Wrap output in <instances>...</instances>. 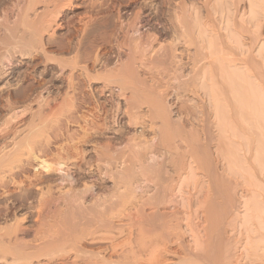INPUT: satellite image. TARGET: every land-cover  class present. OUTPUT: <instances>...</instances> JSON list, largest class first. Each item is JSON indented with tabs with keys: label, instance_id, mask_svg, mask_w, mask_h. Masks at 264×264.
I'll use <instances>...</instances> for the list:
<instances>
[{
	"label": "rangeland",
	"instance_id": "rangeland-1",
	"mask_svg": "<svg viewBox=\"0 0 264 264\" xmlns=\"http://www.w3.org/2000/svg\"><path fill=\"white\" fill-rule=\"evenodd\" d=\"M217 1L218 0H0V68H1L0 69V155L4 154L7 151L8 146L10 144V140L8 138L9 135H8V132L6 131V128H7L8 124L11 123V126L14 130L19 128V127H23V128L25 127L26 132L30 128L32 130H38L36 132L34 131L36 134L39 132L38 133L39 137L37 134L36 140L41 141L43 143H48L50 146L51 152L54 154V155L48 156L47 157L48 159L52 160V157H54L56 154H58L60 152V150L62 151L63 147L65 148L68 145L74 147V145H75V147L78 148L79 152L82 151L80 153V155L84 156L83 157L84 160L86 159L85 161L88 163L89 160L93 159L91 156H94L96 151H94L95 153H92V152L89 153L88 151L86 152L84 150L87 147V150L90 149L92 151V149H94V147H96V146H97L96 150H98L99 145H98V143L92 142V141L89 142V144H88V142L85 144V141L83 142L82 138H81L82 134L84 135L87 132L93 133L92 130H94V135L92 134L91 137H93L95 139V137H97L99 135L98 137L99 138L101 137V139H99L98 137L96 139H98V141L99 140L101 141L102 138L104 140L108 137V134H110L109 130H108L110 126L114 127V128H119V126L121 124L123 125L124 122H126V120H127L126 119L127 116H124V115L122 118L124 120H122L120 118V119H118L119 122L116 119L117 116L115 118V121L113 118L114 116L113 117L110 116V114L111 115L115 114L116 105L117 104L122 105V103H124V100L116 97L115 100H113L111 103H109L106 100V95H108V93H106V94L100 93V87H101L102 82H104L105 80L109 81L110 79H113V76H115L114 74L117 75V72L123 70L124 67L127 64H129V62H130V59H129V55H130L129 53L130 52L129 51H130V47L134 44L135 39L136 40L142 39L144 42V45H148L149 50L151 49L149 45H151V44L154 45V43H155V45L156 44L160 45L161 42L163 43V46L161 44V46L158 45L159 47H157V48H160V51H159V49H156L157 51H159V53L157 51L156 52L153 51L154 54L152 52L150 53L152 55V57L150 55L149 62L147 63V68L145 66H142L147 71L142 70L140 67V68H138V74L140 73V75H142V76L139 75L140 78L142 77L141 78V80L143 79L142 81L146 80V81H144L145 83H148V82H149L148 84H154L155 83V84H157V86L158 85L160 86L159 89L161 91L166 90L167 95H165L164 92H163V94H164L165 98L167 97L168 102L171 104V108H172V112H173V113L171 112V116L173 115L172 117L175 119L181 117L183 120H185L184 122H186L185 124L187 127L186 126L185 127L187 128V130L191 131L193 133H196L193 136L194 140H192V142H191L192 149H193V147L195 149L196 145H198V143H199L200 147L202 149H204L205 152H208V153L206 154L207 155L206 157H205V155H202V157H205V158L201 157V161H204V162L200 163L201 161L199 159V164H201L202 167H201V165L198 167H201L200 168V169H202L201 171L197 167L195 172H193L192 176H191L192 173H185L183 175V181L186 182V185H184L185 184V182H184L182 190H179V188H177V187L180 185V183H181L180 179H182V178H180L179 175L177 176V174L175 173L176 165L178 166V164H180V163L189 164L192 162V160L190 158L191 157L190 151H189L191 149V147H189V149H188V147H186L187 146L186 144L177 140L175 142H172V144L174 143V146L171 144L172 147L170 146V148H169V150L171 151V154H169V156L171 155L170 157H173V156L174 157L173 158L169 157L170 160H172V161L170 162L168 160L169 162L167 163V167H168L167 170H169L168 171L169 174L167 173V176L171 179L173 178V180H174L173 183L175 182L174 188H177V189L173 190V191L172 190L169 191V193L172 195V196H170V198H171L170 202L171 203L167 202L164 204V206L162 205L161 210L162 211L164 210L165 215H166L165 220L169 223L168 224L169 228L167 230H168V232L170 231V233H171L170 234V237L172 238L171 241L169 242L168 239L166 238V237H169V234L167 236L166 232L160 231L158 229L157 230L149 229V230H147L149 236L146 238L145 241L142 240L143 241L142 242L139 238H135L136 236H140L137 233L138 231H136V235L134 237V234H135L134 229H136V228H133L134 233H133V238H132L131 243L133 244L134 249L142 251V249L138 248V247L143 246L145 248V250L148 252V250H150L149 248H153L152 247V246H154L153 242L155 243L156 241H158V247H157L158 252H161L160 255L163 254L165 256V254H166L165 257L167 258V259L165 258L164 261H162L160 264H185V260H184L185 254L181 250L180 244H181V247L183 248V250L186 247H190V246L193 248H196L195 249L196 251H197V249L200 248V245H197L194 242V239L192 237V232L188 231V228L186 226H187V224L191 225L190 223H192V226H193V223H194V225L199 224L198 222H201L200 216H202V214H205V211H207L208 208L210 210L212 208L214 209V211H212L213 214L209 213L210 212L209 209H208L207 214H208V216L212 215L211 217L216 222L215 228L218 229L219 226L221 227V225H222L221 222L223 221L222 215H220V214H222V213H220L221 210L222 211L223 210H225V211L229 210L230 211V214H226L227 216L229 215L228 221L233 220V217L236 214L235 212L238 213L236 215L237 216L239 215L238 217L241 219V218H243V216H245L246 213H248V211L245 210L246 204H244V202L248 203L249 199L252 201V200H255V199L257 200V199L261 198V196L259 194L260 192H258L260 190L258 186H261V183H258V181H260V182L264 181V180H261L263 178L260 177V176L263 177L264 175H260L261 173L259 172V168L256 165V163H254L255 167L253 166L256 171L253 168L250 171L247 167V166H249V164L247 165V163H249V162L247 161V163H246V160L243 159L245 156V159L247 157V160H248V156L250 155V152H251L250 150H247L248 146H244L246 144L243 143L245 141V139L248 138V137L247 138L245 137L246 135L244 137L242 136L245 133V132H243V130L245 131V128L247 129V124L245 125V128L243 126L242 128L237 129L239 131V133L243 132L242 134L238 133L239 135H237L238 138H239V136H241L242 139H244L243 142H242V139H239V141L241 140V142H238V140L233 139V140L237 141L239 144L241 143V145L244 144L241 147H243L245 150L244 149L242 150L239 147V145H237L239 147V149H237L238 147L235 145V143L236 144H238V143L234 142V144H233L232 143L233 141L230 143L228 140V142H229V143H227L228 149L230 148V145L231 146L235 145L234 146L235 149H234V151L232 149V151H233L232 153H234L236 151V149L238 151V154L235 152V156H237V157H234L233 156L234 154L232 155V153L229 149L228 150L229 151L228 156L231 158L232 162L234 161V163H236L235 161H237V160H238L237 163L239 162V164L236 163L237 164L236 166L239 165L238 166L239 168L237 169V167L235 166V169H236L235 172H234V168H232V170H231L232 172L230 171L231 172L230 173L227 169L229 167L227 165L228 164L227 160H225L223 155L222 156L220 155V153H219L220 151L217 149V146H216L217 137H218V133H219V130L217 129V127L215 125L216 118L214 117V115L213 116L211 115L212 117L210 116L208 119H207L206 115H204V117H203V118L206 117L205 119H203L201 116L202 113L200 112V110L202 107L200 108L199 105H205L206 103L207 104L210 103L209 105L206 104V106H208L207 108L211 110L212 106H211L210 99H207L208 96H207V94L204 93L205 92L204 90L199 89L198 95L197 94L194 95V94H192L190 92H186L184 90L182 91L181 89L183 88V86L180 85L182 83L179 82L177 79H175L176 73L178 75L181 74L180 75L181 78L183 77L184 79L191 76V73L193 74V72H194V71H192V69L194 68L193 65L197 61L196 59H194V55L198 54V56H199V53L201 51L206 52L209 49H211L209 51H213L215 56H216V54L218 55L217 57L222 58L226 55L228 56V54L232 51L231 47L237 46V43L235 42V40H237V39H240L241 42L246 41L245 46L246 47L249 46V47L246 50V47L243 46V49L246 50L250 54H254L253 56H255V62L259 60L260 64H261L259 66L260 70L261 71L264 70V62H261V60L264 61L263 60L264 58H262L261 56L258 55L260 49L263 50V52H264V43H263L264 42V0H219V2H217ZM237 3H238V6L236 7ZM181 12L182 13L184 12L185 14L184 13L182 14ZM187 12L189 14H187ZM175 13H176V15H175ZM177 13H178V15H177ZM199 13H200V15H199ZM190 14H192L193 16L192 15L190 16ZM181 15H184V18H185V16H187L186 20H188V21L183 19V17ZM188 15L191 18H193L194 21H191L192 19L189 20ZM176 16L177 17L179 16V18L182 19L184 22L186 21L185 23L191 24V27L192 28L194 27L195 29L194 28L193 29L195 31L197 30L196 33H195V31H193V29L190 32L191 37L193 35L192 39L195 38L196 41L193 40V42H186V41H184L185 38H184V40H182L183 36L179 35V33L175 30L174 25H173L175 18L177 19ZM3 18H5V19H3ZM173 18H174V20H173ZM242 19L245 20L246 22L241 21ZM197 20L199 21L198 23H196ZM242 22H244L245 25ZM3 23L6 25H4ZM198 25H199V27H198ZM241 25H242V28H241ZM243 25L245 27L244 29H243ZM6 26H8V27H6ZM171 26H173V27H171ZM206 26H207V28H206ZM200 27L203 29H207V31L202 33L199 29ZM239 27L243 30H240ZM236 28H238L239 30ZM7 30H11V31H7ZM174 30H175V32H174ZM241 31H244V32L242 33ZM234 32H236V33H234ZM175 33L176 34L178 33V34L174 35ZM13 34H15V35L13 36ZM15 36H17V37H15ZM137 36L140 38H134ZM147 36H148V40H147ZM235 36L237 39L235 38ZM10 37L13 39H10ZM24 37H26V38H24ZM178 37H179V39H178ZM180 37H182V38H180ZM211 37H213L212 43L213 44L215 43L213 46L209 45V38H211ZM133 39H134V41H133ZM156 39H158L160 43H158V40H156ZM174 39H175V41H174ZM26 40L29 42L27 43ZM181 40L183 42H181ZM230 40H231V42L229 43ZM154 41H156V42H154ZM184 42H186V43H184ZM251 42H253V43H251ZM193 43H195V44H193ZM17 44H19V45H17ZM130 44H131V46H129ZM204 45L206 47L202 48ZM12 46H13V48H12ZM208 46H210V47H208ZM175 48H176V50H175ZM206 48H208V49H206ZM178 49H180V50H178ZM168 50H170V51H168ZM167 51L172 56L170 54H168ZM186 51H187V53H186ZM252 51H253V53H252ZM187 54H189V55H187ZM257 56H259L260 58ZM181 60H183V61L181 62ZM10 61H11V63H10ZM214 61H216V62H214ZM214 61L213 62L215 64L219 63L218 60L214 59ZM255 64H259V63L256 62ZM219 65H220V63H219ZM226 65L227 64H225V66ZM213 68H214V66H213ZM176 69H178V70H176ZM86 71L88 72V74ZM170 72H171V74H170ZM172 72H173V74H172ZM105 74H108V75H105ZM109 74H110V76L111 75H113V76L110 77ZM182 74L185 76H183ZM150 75L152 76V78ZM171 75H174V76H171ZM262 75H264V72H262ZM99 77H101V78H99ZM225 79L227 82L225 81ZM221 80H222L223 84L219 82V84L222 85V86L219 85V87L220 88L222 87L221 88V93H222L221 96L224 99L223 101L221 100V103H222L221 105H223V103L226 100L225 103H227V104H225V105H227V110H229V113H231V110H230L231 107L230 106H232V103L231 104L228 103L229 101L231 102L233 99V98L232 99L229 98L231 96V94H229L230 90H231L230 89L231 85H229L230 80H229V78L223 79V77L220 79V81ZM200 81H201V83H200ZM197 83H199V88H201L200 84L202 85L203 81L197 79ZM227 85L230 87H228ZM223 86L226 89H223L224 88ZM176 88H177V91H176ZM224 90H225V93H224ZM226 91H227V93L229 92L228 93L229 95H226ZM227 96H228V98H227ZM224 97L227 99H225ZM198 98L203 99V100H200ZM8 103H10L9 104V105H11L10 107H9ZM114 104H116V105L114 106ZM179 104H182V105H179ZM121 105H119V106L122 107L123 105L122 106ZM188 105H189V107H192V108H189ZM147 107H148L147 105L143 106V108L141 109V114H143L145 110L147 111ZM193 109H194V111H193ZM105 110H107V111H105ZM21 111H22V113H21ZM16 113L23 115V116L19 118L18 122L17 121L11 122L14 119H10V118L12 116H14V114H16ZM197 113H198V115H196ZM108 115H109V117H108ZM184 116L186 117V119H184ZM110 117H111V120H110ZM201 118L203 120H201ZM204 120H206V121H204ZM112 121L114 122V124ZM155 121H156V126H157V124H159V122H157V120H155ZM212 122H214V123H212ZM115 123H117V124H115ZM112 124L114 126H112ZM200 124H202V125H200ZM96 125H98L100 128L97 127ZM122 125L120 126V129H121V127H123L122 129H124V131L121 129L122 130L121 133L117 136L118 139L117 138L115 139L116 146L117 147L119 146V149H117L116 147H115V149L114 148H111V150L109 149V154H107V156L108 155H110V156L107 158V156L104 155L105 156V157L103 156L104 161L100 160V162L102 163L100 170L102 172L98 171V173L100 175L102 174L101 176H103V182L101 180L102 185L100 187V184H99V188L96 189V192H99V193L102 192V193L107 195L108 189H110L109 186H111V189H112V187L114 188V186H115L113 184V182H115V179L113 180L114 177L111 176V177L107 178L108 176L103 174L105 171H108V169H109L108 166L110 167L109 172L110 171L112 172V170H115V172L118 170L121 171L122 169H123L122 172H124L125 170L130 168L129 165H132L131 168L129 169V170L132 169L131 170L132 172L128 170V172H131L130 176H128L129 175L128 173L125 174V173H122L119 171H118V173L114 172L115 176L117 174L118 175L117 177H121V174H124V176L123 175L122 176H123V179L125 177V181L129 177L128 179H130L131 183L136 184L139 182H143V183H141V185L145 184L144 186L142 185L143 186L142 189L143 188L144 189H143V191L139 190L138 193H140V195L142 194L143 197L149 198V197H151L150 196L151 194H155L152 192L153 191L156 192L155 191L156 189L154 188L156 185L154 184V182L153 183L151 181L146 182V181H144V178H142V179L140 178L141 175L138 174V172L136 171V168L138 166V163H140L141 161L138 162L137 157H139L138 156L139 154L135 155V153H134V152H136V150H134L135 146H132V143L135 141H132L131 144H130V141H126V140H128L129 137L134 136V132H140L139 130L141 128L138 125L134 126L132 124L131 125L129 124V126L125 125L126 128L124 125L123 126ZM203 125H204V127H203ZM201 126H202V129H201ZM94 127H95V129H94ZM134 127H135V129H134ZM104 128H105V130H104ZM13 129H12V131H13ZM97 129H100V130H98V132L97 131L95 132V130H97ZM126 129H127V131H126ZM137 129H139V130H137ZM190 129H192V130H190ZM240 130H241V132H240ZM195 131H197V132H195ZM95 133H97L98 135ZM106 133H108V134H106ZM149 133H150V135H149ZM149 133L147 135L148 138H150L152 136L151 132H149ZM124 134H125V136H124ZM246 134H247V132H246ZM247 135L249 136V133ZM122 136H124V137L122 138ZM126 137H127V139L125 140ZM232 138H233V135H232ZM232 138H231V140H232ZM238 138H236V139H238ZM79 139H80V141H79ZM196 140H198V143L195 142ZM93 143H95V144H93ZM247 143L251 146V144H250L251 141H248ZM203 145H204V148H203ZM80 148H81V150H80ZM112 149H114L115 153ZM103 150H105V149H103ZM99 151H101V150H99ZM110 151H111V153H110ZM170 151H169V153H170ZM247 151H250L249 154H247ZM85 152H86V154H85ZM142 153H143V158H145V160L151 155L150 152H148V150H142V152L140 154L142 155ZM144 153H145V156H144ZM83 154H85V155H83ZM113 154L116 156L115 159H114L115 156H113ZM147 154H148V156H147ZM74 155H75V158H74V160L72 159L73 161L71 160V162L76 164L78 167L80 165L82 167L87 165V163L83 160V158H81L82 156L80 157V155H76V154H73L72 156L74 157ZM111 156L113 158L111 160H109L111 158ZM118 157H120V158H118ZM216 157L218 158V160L216 159ZM229 157L227 159H230ZM22 158L19 162L17 161L18 159L13 160V163L15 164V165L12 164V165H14L13 169H15V170H13L14 171L13 174H16V170H19L20 166H22L23 164L25 166V163H24L25 159H24V157H22ZM174 158H176V159H174ZM235 158L236 159L238 158V159L234 160ZM87 159H88V161H87ZM113 159L116 161L115 163H114ZM206 159L208 162L206 161ZM15 161H17V162L15 163ZM110 161L113 163H111ZM136 161H137V163H136ZM205 161H206V163H205ZM212 162H213V164H212ZM134 163H136V164H134ZM217 163H218V165H217ZM211 164L214 165V168H215L214 174L216 173V175H217L215 178V181H214L215 184L217 183L216 184L217 189L214 188L213 191L209 192V191H206L209 188V186L207 185L208 184L207 181H209L207 179V173H208V171L209 172L211 171L210 170L212 168ZM242 164H244V165H242ZM194 165H195V163H194ZM205 165H210V166H208V168H207V166H205ZM241 165L243 167L245 166L246 168L245 167L243 168ZM15 166H17V168ZM77 166H75V167H77ZM203 166H204V169H203ZM232 166L233 165H231L230 167H232ZM25 168L26 169L31 168L30 170L27 169V171H28L27 173L30 172V175L31 174L33 175V173L34 174L37 173L38 175L39 174L40 175L46 174V172H44L42 170L40 171L38 169L39 166H38L37 162H35V161L31 165H26ZM206 168L208 171L206 170ZM240 168H241V171H243L242 173L240 171ZM257 168H258V171H257ZM205 170L207 171V173L205 172ZM8 172H9V169H7V168H5L4 170L2 168L0 169V232L1 233L3 232L4 234L5 233L7 234V232H8V233H10V235L7 234L8 235L7 236V235H4L2 233L5 238H3V241L0 240V248L1 247L2 248L7 247V245H8V247H10V248L12 247V249L8 248L11 252L7 253L8 254L7 255L8 260L5 258L6 261H5V259H3L1 257V254H0V257L2 259L0 261V264H3V263L4 264L5 263L6 264L7 263H9V264H72V263L73 264H85L86 262H84L82 260V256H81V258L80 257L79 258L83 262L80 261L79 259H77L76 263H74V261H73L74 260L73 257H75L74 248H75V246H78L77 248H79V246L82 245V243H83V245H82L83 248H86L89 251L96 252L98 250H101V252H102L101 254L106 259V260L104 259L103 262H106L107 264H109L110 262H111L110 264H115V263L116 264H138V263L139 264H145L146 258H147L145 256L147 254L146 251H144L145 254H142L139 257L140 259L139 258L134 259L132 257L127 258L124 256V251H126V253H127V251L130 250V247H131L130 246L131 243L128 242V238H129L128 232L130 230V228H129L130 226L128 224L125 225L123 222H120L117 220H114L113 224H112V221H110L111 224L107 225L104 229L103 228H96V227H89L90 229L88 227H85V229H84V227H81V228H79V230L78 229L74 230L73 231L74 233L72 235V239H74V240L69 241L70 243H68V245H67V247H69V248L65 247L66 245L63 246L62 248H60V250L63 249L62 251H59V248H57L56 245H51L52 247L49 246L50 247L49 248L47 245V242L51 241L53 239V237L56 240L57 238H55V237L56 236L58 237V235L60 237H63L61 235H63L64 232L66 233V231L69 232L71 230V227H70L71 225H67V226L65 225L64 227H58L57 226L54 228V230L53 229L51 230L48 228H43V230L45 232L42 230L39 234H36L35 232H32V233L30 232V233L25 234L24 231H22V230H20V231H18L19 229L16 230L17 229V227H16L17 223L15 221V217L21 218L24 216V213L29 214V212H31L33 210L32 208L31 209L29 208V204L32 203L36 199L34 198L35 197L34 195L31 196L32 198L30 197V195L28 194V192L26 190V188L27 189H29V188L25 183L23 185L24 188L22 186H21L22 187L21 188L20 186L17 185L19 181L24 179L22 176L19 175V176H17V178L15 177V178L11 179L14 176L10 177L13 174L9 175L10 173H8ZM39 172H41V173H39ZM136 172H137L136 176H138L139 179H137V177H134ZM246 172H248V173L246 174ZM253 172H254V174H253ZM256 172L257 173L259 172V175L256 174ZM119 173H121V174H119ZM232 173L235 175H233ZM238 173H240V175ZM250 173H251V176L255 175V177L253 179H251L252 177L250 176ZM220 174H221V176H220ZM242 174H244V176H243L244 178L242 177ZM203 175H205L206 177L205 176L203 177ZM245 175H246V177L248 176L247 177L248 179H251L253 181L258 179L256 181L257 187L255 188L256 189L255 192L257 193L255 197H257V198H255L254 196H253V198H252V196H250L251 198H248L249 197L248 194L251 195V193L248 192L247 190H245V189H247L246 188L247 184H246ZM185 176L187 178V181L185 179ZM132 177H134V179L135 178L136 179L133 180ZM249 177H251V178H249ZM87 178H86V180H88ZM95 178H97V176ZM255 178H257V179H255ZM128 179L126 181L127 184H129ZM248 179H247V181H248ZM13 180L17 182L14 186L12 184V183H14ZM118 180H120V178ZM176 180H177V182L179 181L178 185L176 183ZM188 180H190V181H188ZM8 181H10L11 186H9V184L7 185ZM132 181H134V182H132ZM202 181H205V182H202ZM120 184L119 185H120V188L122 190V187L125 186V184H123L121 182H120ZM153 184L155 186H153ZM192 184H194V185H192ZM218 184H219L220 188H219ZM245 184H246V187H245ZM262 185H263V182H262ZM184 186H186V187H184ZM123 189H125V191L123 190L124 192L128 191V193H130V191L128 190L129 187H127V188L124 187ZM198 189L200 190L199 192H198ZM218 189L220 191V194H219V191H216ZM257 189H258V191H257ZM101 190H103L104 192ZM188 190L191 192H189ZM43 191H45V189H43ZM172 192H174V193H172ZM208 192H209V195H207V196H210V193H212L211 198L213 197V194H214V196L217 197V198L214 197L215 200L214 199L211 200V198H210V200L212 201L211 204L212 205L214 204L213 206L210 204L209 200H206V198L209 199V197H207V196L205 197V195H203L206 193L208 194ZM245 192H248V194H246L248 197H246V195H244ZM255 192H253V193L255 194ZM22 193H24L26 195L28 194L27 197L29 196L30 198L28 197L26 199V201L21 202V200H20L21 196L20 195ZM148 195H149V197H148ZM257 195H259V196H257ZM147 198H146V200H147ZM175 198L177 200H174ZM186 198L190 203H188L186 201ZM197 198H200V199H197ZM143 199L145 200V198H143ZM224 199L226 201L228 200L227 204L230 203V206L225 204L226 202L224 201ZM18 200H20V201H18ZM149 200H153V199H149ZM207 201H209V203ZM214 201L218 202V203H215ZM222 201L224 202V204ZM21 203L22 204L24 203L23 206ZM133 203L130 202V203H128V205L131 204L130 206H133L132 205ZM221 203H222V205H220ZM19 204H21V206ZM208 204H210V205H208ZM128 205H126V208H124V209L122 208L121 211H123V212L124 211H127V212L130 211V209H132V208ZM205 207L206 208L208 207V208L205 209ZM145 208H146L148 213H151L154 216V218L158 222H160V220L158 218H156V214L158 212L156 210H159L158 207L156 208L154 206L153 208H151V206H149V204H147V206H145ZM243 210H244V212H243ZM195 211H196V213H195ZM245 211H246V213H245ZM217 212L220 214H215ZM200 213H202V214H200ZM214 214H215V216H213ZM152 215H151V219L153 218ZM31 216H33V212L31 213ZM157 217H158V214H157ZM214 217H217V218H214ZM154 218L152 219L153 224L155 227H157L158 225L155 224L156 222H154V220H155ZM32 219H33V217H32ZM216 220H218V221L220 220V221L218 222ZM158 222H157V224H158ZM217 222L219 224L218 227H216ZM28 224H31V223L26 222L25 225L29 226ZM127 225H128V227H127ZM90 230H92L96 233H94V232L92 233V231H90ZM97 231H98V233H97ZM84 232H86L87 235ZM179 232H180V234H179ZM230 232H232V231H230ZM88 234H90V236ZM174 234L175 235L177 234V235L175 236ZM54 235H56V236H54ZM172 235H174V236H172ZM75 236L77 238L78 237L79 238L77 239V238H75ZM81 236L85 239L81 238ZM94 237H96V238H94ZM93 238L96 239V241ZM137 239H139V240H137ZM150 239L152 240V242L149 241ZM15 240L17 241V247H19L20 250L25 251L24 253L26 256L24 255V253H22V254H18V255H20L19 256L20 258L19 257L17 258L18 255H15V257H14V254L13 255L11 254L12 250H14L13 246H15V245H13V242ZM165 240L168 241L169 243L167 244V242H165ZM173 240H174V243H172ZM175 240L178 242V244ZM16 241H15V243H16ZM18 241L21 243H19ZM45 241H46V243H45ZM225 241H227V240L225 239ZM8 242L10 244L12 242V245L9 246L10 244ZM42 242L44 244H46L47 247ZM86 242H88L89 244ZM24 243H25V245H24ZM27 243H28V245L31 243V245H33V246H30V245L27 246L26 245ZM34 243L36 246H34ZM78 243H80V245ZM114 243H115V245H114ZM163 243H166L167 246L170 243H172V244H170L171 246H168V247L173 248L174 252L173 251H172V253L171 252L170 253L165 252L166 249L164 248ZM5 244H6V246H5ZM117 244H119L118 247H116ZM120 244L124 248V250H122L123 248L121 249ZM203 245L205 246V244H203ZM203 245H201V247ZM20 246H23L22 248H24V249H22ZM39 246H41V247H39ZM73 246H74V248H73ZM82 246H80V247H82ZM17 247H16V249L19 250ZM65 248H67L66 249L67 251L65 250ZM112 248H113V250H112ZM117 249L120 250L118 252L119 254H117V252H116ZM69 250H71L73 252H71ZM35 251L39 255L36 254ZM57 251L59 253V256L57 255L58 254ZM32 252L35 253L37 256L34 254L35 255V257H34ZM120 252H122V255L124 257L121 255ZM126 253H125V255H126ZM30 254H32V255H30ZM48 255H50V256H48ZM65 255H68V257ZM118 255H121V256H118ZM163 255H162V258H164ZM62 256H63V258H62ZM11 257H12V260H11ZM13 258H15V259H13ZM23 259L25 261H23ZM29 260H31V261H29ZM26 261H27V263H26ZM67 261H69V262H67ZM86 264H88V263H86ZM90 264H93V262H91Z\"/></svg>",
	"mask_w": 264,
	"mask_h": 264
},
{
	"label": "bare ground",
	"instance_id": "bare-ground-1",
	"mask_svg": "<svg viewBox=\"0 0 264 264\" xmlns=\"http://www.w3.org/2000/svg\"><path fill=\"white\" fill-rule=\"evenodd\" d=\"M217 2H219V0ZM237 6H238V3L236 5V7ZM187 14H189V13L187 12ZM175 15H176V13H175ZM177 15H178V13H177ZM191 15L192 14H190V16ZM199 15H200V13H199ZM181 16L183 17V19L186 20V17L187 16H185V18H184V15H181ZM190 16L188 15V19L189 20L192 19L191 21H194L193 18H191ZM3 19H5V18H3ZM173 20H174V18H173ZM186 21H188V20H186ZM241 21L246 22L243 19ZM185 22L182 19H180L179 16H178L177 19L175 18V21L173 22L174 24L173 23L172 24L174 25V28L179 33V35L180 36H183V38L180 37V38H182V40H184V38H185L184 41H186V42H193V40H195V38L192 39L193 35L191 37L190 32L192 31V29L194 27L192 28L191 27V24L185 23ZM198 22L199 21L197 20L196 23H198ZM244 22H242V23H244ZM4 25H6V24H4ZM244 25H245V23H244ZM244 25H243V29L245 28ZM8 26H6V27H8ZM171 27H173V26H171ZM198 27H199V25H198ZM206 28H207V26H206ZM241 28H242V25H241ZM241 28H240V30H243ZM194 29H193V31H195ZM199 29H200V31L202 33L205 32V31H207V29H203L201 27ZM236 29H238V28H236ZM175 30H174V32H175ZM7 31H11V30H7ZM196 32H197V30L195 31V33ZM241 32L243 33L244 31H241ZM234 33H236V32H234ZM177 34L175 33L174 35H177ZM14 35L15 34H13V36ZM15 37H17V36H15ZM24 38H26V37H24ZM134 38H140V37L137 36V37H134ZM235 38H236V36H235ZM10 39H13V38L10 37ZM178 39H179V37H178ZM147 40H148V36H147ZM156 40H158V39H156ZM182 40H181V42H183ZM133 41H134V39H133ZM174 41H175V39H174ZM28 42L29 41H27V43ZM154 42H156V41H154ZM186 42H184V43H186ZM212 42H213V37L209 38V45L210 46H213L215 44V43L213 44ZM230 42H231V40L229 41V43ZM235 42L237 43V46L236 47H231L230 46L231 47V50H232L229 53L230 55L228 54V56L226 55V56H224L222 58L221 57H217L218 56L217 54L215 56V54H214L213 51H209L211 49H209L206 52L205 51H201L199 53V56H198V54L194 55V59H196L197 61L193 65V67H194L192 69V71H194L193 74L191 73V76H189L186 79H184L182 77L183 78L182 79L181 76H180L181 74L178 75L177 73L176 74L174 73L175 76H176L175 79H177L179 82L182 83V84H180V85L183 86V88L181 89L182 91L184 90V91L190 92V93H192L194 95H196V94L198 95L199 89H200V90H204L205 92L204 91L203 92L205 94H207V96L209 97V98L207 97V99H210L212 109L210 110V109L207 108L208 107V106H206L207 103L206 104L204 103L205 105H199L200 108L202 107L201 110H200V112L202 113L201 116L203 118L204 115H206V117L208 119L211 115L212 116L214 115V117L216 118L215 125H216L217 129L219 130L218 137H217V142H216V146H217V149L220 151L219 152L220 155L221 156L223 155L224 158H225V160H227V162H228V164H227L229 166L227 168L228 171L230 172L232 170V168H234V172H235V170H236L235 169V166L237 164H239V162L237 163V161H238L237 159L238 158L237 159L236 158L234 159V160H237V161H235L237 164L234 163V161L233 162L231 161V158L228 156L229 155V151L228 150L230 149V151L232 153L234 151V149H235V147H234L235 145L236 146L239 145V147L243 150L244 148L241 147V146L244 145V144H246L244 146H248V148L246 147L247 150H250L251 151V152L250 151H247V154H249V152H250V155L248 156V160H247V157L245 159V156L243 158L244 160H246V163H247V161L249 162V163H247V165L249 164V166H247L248 169L250 171L252 170V168L255 170V168H254L255 167V164L254 163H256V165L259 168V172L261 173L260 175H264V77H263L264 75H262V72H264V70L263 71L260 70V67L259 66L261 64H260V61L259 60L256 61L259 64H255L256 62H255V56H253L254 54H250V53H248L246 51L247 48L249 47V46H247V47L245 46L246 45V43H245L246 41L245 42H243V41L241 42L240 39H237V40H235ZM158 43H160L159 40H158ZM195 43H193V44H195ZM251 43H253V42H251ZM161 44L163 46V43L162 42L160 43V45L159 44H156L155 45V43H154V45L151 44V45H149L150 48H151L149 50L148 49V45H144V42H143L142 39L141 40H138V39L136 40L135 39L134 44L132 46H131V44L129 45V46H131L130 47V51H129L130 52L129 53L130 54L129 55V59H130L129 64L126 63L127 65L124 67L123 70L117 72V75L116 74H114L115 76L111 75V76H113V79H110L109 81L108 80H105L104 82H102L101 87H100V93H102V94L108 93V95H106V100L109 103H111L113 100H115L116 97L117 98H121V99L124 100V103H122L123 106L121 104H117V105L114 104V106L116 105L115 114L114 115H111L110 114L111 117L114 116L113 117L114 118V121H115L116 116H117L116 119L118 121V119H120V118L122 119L123 118V115H124V116H127L126 117L127 120H126V122H124V124L126 123L125 125H128V126H129V124L130 125L132 124L134 126L135 125H138L141 128L140 130L137 129L140 132H134V136H131L130 135L131 137H129L128 140H126L127 139V137H126L125 140L126 141H130V144H131L132 141H135V142L132 143V146H135V149L134 150H136V152H134V153H135V155H138L139 154L138 155L139 157H137V156L136 157L138 158L137 159L138 162L141 161L140 163H138V166L136 168V171L138 172L139 175H141L140 176L141 179L144 178V181H146V182H150L151 181L152 183L154 182V184L157 187L153 184V186H155L154 188L156 189L155 190L156 192L153 191L152 193H155V194H151L150 195L151 197H149V195H148L149 198H147V197H143L142 194L140 195V193H138L139 190L140 191H143L144 188L142 189V187L145 184L144 185L142 184L143 186L141 185V183H143V182H139V183H136L135 182L136 184H134V183H131L130 179H128L129 178L128 176H130V174L132 172L131 171L132 169L129 170L132 165H129L130 168H128L129 167L128 166L127 167L128 169L125 170L124 172H122L123 169L121 171L118 170L119 172H122V173H125V174H127V173L129 174L128 176L126 175L128 177L127 179L129 181L128 182L129 184H127V182H126L127 179L125 181V177L123 179L124 174L119 173V174H121V177H117L118 175L116 174V176H115V173L116 172L118 173V171L115 172V170H112L111 169L112 172L111 171L109 172L110 167L108 166V168H109L108 171H105V172L103 171L104 172L103 174L104 175H107L108 176L107 178H109L111 176L114 177L113 180L115 179V182H113V184L115 186H114V188L112 187V189H111V186H109L110 189H108V194L107 195L104 194V193H102V192L101 193L96 192V189L99 188V184H100V187L102 185L101 184V180L103 182V176H101L102 174L100 175L98 173V171L102 172L100 170L101 169V164H102L100 162V160L101 161H104L103 160L104 159L103 156L104 155L107 156V154H109V149L110 150H111V148H114L115 149V147L117 149H119V146L118 147L116 146L115 139L121 133L122 130L124 131V129H122L123 127H121L122 130L120 129V126L122 124L120 126L118 125L119 128H114V127H111L110 126L109 129H108L110 134L106 133V134H108V137L106 139H104V140L102 138L101 141L100 140L98 141V139H96L99 136L97 133H95V134H97L98 136L97 137H95L96 135L94 136L97 141L93 137H91L92 134L94 135V130H92L93 133L92 132L91 133L90 132H87L84 135L82 134V137L81 138H82V141L83 142L85 141V144L87 142L89 144V142H91V141L92 142H96V143H98L99 148H100V149L98 148V150H96L97 149L96 148L97 146H96L91 151L90 149L87 150V147L85 146L86 149L84 151H86V152L88 151L89 153L90 152L95 153L94 151H96L95 155L94 156H91L93 159L92 160H89V161L87 159V161H88V163H87L85 161L86 159L84 160V158H83L84 156L80 155V153L82 151L79 152L78 148L75 147V145H74V147L73 146H69V145L67 147H65V148L63 147L62 151L60 150V152L58 154H56L54 157H52V160L48 159L47 158L48 156H51V155H54V154L51 152V149H50V146H49L48 143H43L41 141L36 140L37 134L39 132L37 134L35 132L38 131V130H32L30 128L31 130L29 129L30 131L28 130L29 132L28 131L26 132L25 127L24 128L23 127H19V128H17V129L14 130L12 128V126H11V123H9L8 126H7V128H6V131L8 132V135H9L8 138L10 140V144H9V146L7 145L8 146L7 151L4 154H1L0 155V169L2 168L4 170L5 168H7V169H9V172H8V173H10L9 175L13 174L14 173L13 170H15V169H13V166L15 165L13 163V160H17L18 159L17 161L19 162L21 160V158L24 157V159L26 160V161L24 160L25 166L26 165H31L35 161V162H37V164L39 166L38 169L40 171L42 170V171L46 172L45 175H40V174L38 175L37 173L36 174L33 173V175L32 174L30 175V172L27 173L28 172L27 169L30 170L31 168L30 169L29 168L26 169L25 166H24V164H23L22 166L19 165L20 167H19V170H16V174H13V175L10 176V177L14 176L11 179H13L15 177L17 178V176H19V175L22 176L24 179H22L21 181H19L17 185L20 186V187L22 186L24 188L23 185L25 183L28 186V188H29V189L26 188V190H27L28 194L30 195V197L32 195H34L35 196L34 198L36 199L32 203L29 204V208L30 209L31 208L33 209L31 212H29V214H25L24 213V216L21 217V218L20 217H15V221L17 223V225H16L17 229L16 230H18V229H19L18 231L22 230V231H24L25 234L26 233H30V232L31 233L32 232H35L36 234H39L43 230V228H48V229H51V230L53 229L54 230V228L57 227V226L58 227H64L65 225L66 226L67 225H71L70 226L71 227V230L69 232L66 231V233L64 232V234L61 235L63 237H60L58 235V237H59L58 238L56 235H54V236H56L55 238H57V239L55 240L54 237H53L54 240L52 239L51 241H48L47 242L48 247L51 246V245H56L57 248H59V251H62L63 250V249L60 250V248H62L63 246L66 245L65 247H67L68 243H70L69 241L74 240V239H72V235L74 233L73 232L74 230H77V229L79 230V228H81V227H84V229H85V227H88V228L89 227H96V228H103L104 229L107 225L111 224L110 221H112V224H113V221L114 220L123 222L125 225L128 224L130 226L129 227L130 230L128 232V237H129L128 238V242L129 243H131V241H132L133 233L134 232H135V234H134V237H135L136 231H138L137 233L140 236H136L135 238H139L141 241L142 240L145 241L146 238L149 236L148 235V232H147V230H149V229H151V230H157L158 229L160 231L166 232V235L167 236L169 234V237H166V238L168 239L169 242L171 241V239H172L170 237V234L171 233H170V231L168 232V230H167L169 228V225H168L169 223L165 220V216L166 215H165L164 210L163 211L161 210V207H162V205L164 206V204L167 203V202L171 203L170 202V200H171L170 196H172V195L169 193V191L170 190H172V191L173 190H176L177 188H179V190H182L183 184L185 182V181H183V175L185 173H192L191 174V176H192L193 175V172H195V170L197 169V167L201 165V164H199V159L201 161L202 155H205V157H206L207 156L206 154L208 152H205V150L200 147V145L198 143V140L199 139L195 141L196 143H198V145H196V148L197 149L196 148L194 149V147L192 149L191 142H192V140H194L193 139V136L196 133H193V132L187 130V128H186L187 126L185 124L186 122H184L185 120H183L181 117L175 119V118L172 117L173 115L171 116V112H172L171 104L168 102L167 97L165 98V96H164V94L167 95L166 94V90L165 91L164 90L161 91L159 89L160 86L159 85L157 86V84H155V83H154L155 85L154 84H148L149 82L148 83H145L144 81H146V80L142 81L143 80V79L141 80L142 77L140 78V76H142V75H140V73L138 74V68H140V67H141L142 70L147 71L142 66H145L147 68V63L149 62L150 55H151L150 53L152 52L154 54V52L157 51L156 49H159V51H160V48H157V47L161 46ZM17 45H19V44H17ZM210 46H208V47H210ZM243 46L246 47V50L243 49ZM205 47L206 46L204 45L202 48H205ZM12 48H13V46H12ZM176 48H175V50H176ZM206 49H208V48H206ZM170 50H168V51H170ZM178 50H180V49H178ZM159 51H157V52L159 53ZM168 51H167V53H168ZM186 53H187V51H186ZM252 53H253V51H252ZM168 54H170V53H168ZM189 54H187V55H189ZM258 55L261 56L262 58H264V52H263V50L260 49ZM259 56H257V57H259ZM151 57H152V55H151ZM213 58L215 60H218L219 63H220V65H219V63L218 64H215L214 62H216V61H214ZM182 61L183 60H181V62ZM261 62H264V61L261 60ZM10 63H11V61H10ZM225 64H227V65L225 66ZM213 66H214V68H213ZM176 70H178V69H176ZM87 74H88V72H87ZM170 74H171V72H170ZM172 74H173V72H172ZM105 75H108V74H105ZM109 76H110V74H109ZM171 76H174V75H171ZM183 76H185V75H183ZM222 77H223V79L224 78H229V80H230L229 81V85H231V87L228 86V85L227 86L230 87V89H231L230 90V93L228 92L229 94H231V96L229 98H231V99L233 98L231 102L230 101L228 102L230 104L232 103V106H230L231 107V109H230L231 110V113H229V110H227V105H225V104H227V103H225L226 100L223 103V105H221L222 104L221 103V100L222 101L224 100L222 98V96H221L222 95V93H221V88L222 87L221 88L219 87V85H221V84H219V82L222 83V80L220 81V79ZM99 78H101V77H99ZM151 78H152V76H151ZM197 79L203 81V84L202 85L200 84L201 88H199V83H197ZM225 81H226V79H225ZM200 83H201V81H200ZM223 89H226V88L224 87ZM176 91H177V88H176ZM163 92H164V94H163ZM224 93H225V90H224ZM228 93L226 91V95H229ZM227 98H228V96H227ZM227 98H225V99H227ZM198 99H200V98H198ZM200 100H203V99H200ZM9 104L10 103H8V105ZM209 104H207V105H209ZM119 105H121L122 107H120ZM145 105L148 106L147 107V111L145 110L146 112L144 111V113L141 114V109ZM179 105H182V104H179ZM10 106L11 105H9V107ZM188 107H189V105H188ZM189 108H192V107H189ZM105 111H107V110H105ZM193 111H194V109H193ZM21 113H22V111H21ZM16 114H14V116H12L10 118V119H14L13 121L10 120L11 122H15V121L18 122L19 118L23 116V115H20V114H17V115ZM196 115H198V113ZM108 117H109V115H108ZM111 117H110V120H111ZM202 118H201V120L205 119V118H203V119ZM184 119H186L185 116H184ZM122 120H124V119H122ZM155 120H157V122H159V124H157V126H156V121ZM204 121H206V120H204ZM212 123H214V122H212ZM113 124H114V122H113ZM113 124H112V126H114ZM115 124H117V123H115ZM246 124H247V129L245 128V125ZM200 125H202V124H200ZM96 126L99 127L98 125H96ZM243 126L245 128V131L243 130V132H245V133L242 136L244 137L246 135L245 137L246 138L248 137L250 139L249 140L247 138V139H245L244 142H243L244 139H242L241 136H239V138L237 136V135L243 133V132L242 133H239V131L237 130L239 128H242ZM203 127H204V125H203ZM125 128H126V126H125ZM12 129H13V131H12ZM94 129H95V127H94ZM134 129H135V127H134ZM201 129H202V126H201ZM98 130H100V129L95 130V132L96 131L98 132ZM104 130H105V128H104ZM190 130H192V129H190ZM126 131H127V129H126ZM147 132L148 133L151 132V135L152 136L150 138L147 137V135H148ZM195 132H197V131H195ZM240 132H241V130H240ZM246 132H247V134L249 133V136L246 134ZM149 135H150V133H149ZM232 135H233V138H232ZM124 136H125V134H124ZM124 136H122V138ZM38 137H39V134H38ZM231 138H232V140H231ZM236 138H238V139H236ZM99 139H101V137ZM233 139L238 140V142H241V140L239 141V139H242V142L244 144L241 145V143L239 144L237 141H235ZM177 140L180 141V142H183L184 144H186L187 145L186 147H188V149H189V147H191V149L189 151H190V156H191L190 158H191L192 162L189 160L191 162L189 164H187V163L186 164L185 163H180V164H178V166L176 165L175 173L177 174V176L179 175L180 178H182V179H180V181H181L180 185L177 188H174L175 182L173 183V181H174L173 178L171 179V178H169L167 176V173L169 171V170H167V168H168L167 167V163L169 161L171 162L172 160H170V158H173L174 157V156L173 157H170L171 155L169 156V154H171V151L169 150V148H170V146L172 147V145L174 146V143L172 144V142H175ZM228 140H229L230 143L233 141L232 142L233 144H234V142H237L238 144L235 143L234 146H231L229 144L230 145V148L228 149V146H227V143H229ZM79 141H80V139H79ZM246 141L247 142L248 141H251V143H250L251 146ZM93 144H95V143H93ZM239 147L237 149H239ZM203 148H204V145H203ZM103 149H105V150H103ZM114 149H112V150L114 151ZM232 149H233V151H232ZM237 149H236L235 152L238 154ZM80 150H81V148H80ZM99 150H101V151H99ZM142 150H148V152H150V154H151L146 160H145V158H143V153H142V155L140 154L142 152ZM169 151H170V153H169ZM86 152H85V154H86ZM235 152L232 153V155L234 154L233 156L234 157H237V156H235ZM110 153H111V151H110ZM114 153H115V151H114ZM73 154L80 155V157L82 156L81 158H83V160L87 163V165L84 166V167H82L80 165L81 167L80 166L78 167L76 164H74L73 162H71V160L72 159L74 160V158H75V155H74V157L72 156ZM85 154H83V155H85ZM109 156L110 155H108L107 158ZM113 156H115V155L113 154ZM144 156H145V153H144ZM147 156H148V154H147ZM205 157H202V158H205ZM228 157L230 159H227ZM112 158L113 157L111 156V158L109 160H111ZM115 158H116V156L114 157V159ZM118 158H120V157H118ZM174 159H176V158H174ZM216 159L218 160L217 157H216ZM17 161H15V163ZM206 161H207V159H206ZM206 161H205V163H206ZM115 162L116 161L114 160V163ZM202 162H204V161H201L200 163H202ZM111 163H113V162H111ZM136 163H137V161H136ZM136 163H134V164H136ZM194 163H195V165H194ZM12 164H14V165H12ZM212 164H213V162H212ZM212 164H211L212 168L210 169L211 170L210 172L207 170L208 166H210V165H205V166H207L206 170L208 171V173H207L206 170H205V172L207 173V179L209 180V181H207L208 182L207 185L209 186V188L206 191H209V192L213 191L214 188L217 189L216 188V184L217 183L215 184V182H214L217 175H216V173L214 174L215 168H214V165H212ZM217 165H218V163H217ZM231 165H233V166L230 167ZM242 165H244V164H242ZM75 166H77V167H75ZM238 166H236L237 169L239 168ZM15 167L17 168V166H15ZM201 167H202V165H201ZM201 167H198V169L200 171L202 170V169H200ZM258 168H257V171H258ZM203 169H204V166H203ZM128 170L131 171V172H128ZM240 171H241V168H240ZM137 172L135 173V176L134 177H137V179H139V177L136 176L137 175ZM242 172L243 171H241V173ZM254 172H253V174H254ZM259 172L258 173L256 172V174L259 175ZM39 173H41V172H39ZM247 173L248 172H246V174ZM251 173H250V176H251ZM238 174L240 175V173H238ZM244 174H242V177L244 176ZM233 175H235V174H233ZM96 176H97V178H95ZM204 176L205 175H203V177ZM220 176H221V174H220ZM134 177H132L133 180L136 179V178L134 179ZM247 177L245 175L246 184H247V187H246V184H245V187L247 189H245V188L244 189L247 190L248 192H250L251 195L248 194V192H245L244 195L248 194L249 197L247 195H246V197L251 198L250 196H252V198H253V196L255 197L256 194H257L255 192L256 191L255 188L257 187L256 186L257 185V182L256 181L258 179L255 178L257 180H254V181L251 180V179H253L255 177V175L254 176L252 175L251 176L252 178L249 177L251 179H248ZM260 177L263 178L261 180H264V176L263 177L260 176ZM86 178L88 180H86ZM119 178H120V180H118ZM185 179L187 181L186 176H185ZM247 179H248V181H247ZM188 181H190V180H188ZM13 182L14 183H12V184L14 186L17 182L14 181V180H13ZM120 182L123 183V184H125V186L122 185L123 186L122 187V190L120 188V185H121ZM132 182H134V181H132ZM178 182L176 180L177 185H178ZM202 182H205V181H202ZM262 182H263V185H262ZM262 182L258 181V183H261V186H258L259 189H260L259 191L257 189V191L260 192L259 194H260L261 198L260 199H257V200L255 199V200H252V201L249 199L250 202L248 201V203H246V202L243 201L244 204H246V209L245 210L248 211V213H246V211H245V213H246L245 216H243L244 214L242 215L243 218L240 219L238 217L239 215L238 216L236 215L238 213L235 212L236 213L234 215L235 218L233 217V220L228 221L229 215L228 216L226 215V214H230V211L227 210L229 208L228 207L226 209L227 211H225V210H223V211L221 210L222 212L220 211V213H222V214H220L218 212L215 213V214L222 215V219H223V221L221 222V224H222L221 227L218 224V222L220 220L219 221L216 220V221H218L216 227H218V226L220 227V228L218 227V229H217V228H215V223L216 222L211 217L212 215L211 216L210 215L208 216V214H207L209 208L207 207L208 208L207 209L205 207V209H207V211H205V214L200 213V214H202V216H200L201 222H198L199 224L194 225V223H193V226H192V223H190L191 225L187 224L186 227L188 228V231H191L192 232V237L194 239V242L197 245H200V248L197 249V251H196L195 250L196 248H193V247L190 246V247H186L183 250V248L181 247V244L179 243L181 250L185 254V258H184L185 264H264V181H262ZM8 184H9V186H11L10 181L7 182V185ZM194 184H192V185H194ZM219 184H218V186H219ZM184 185H186V182H185ZM124 187L125 188L129 187L128 190L130 191V193H128V191L127 192H124L125 191V189H123ZM184 187H186V186H184ZM219 188H220V186H219ZM43 189H45V191H43ZM199 189H198V192L200 191ZM101 191H103V190H101ZM216 191H219V189L216 190ZM189 192H191V191H189ZM209 192H208V194L206 193V194H203V195H205V197H206L207 195H209ZM253 192H255V194ZM172 193H174V192H172ZM211 194L212 193H210V196H207V197H209V199L206 198V200H209L210 201V204L212 202L211 200H213V199L215 200V198H217L216 196H214V194H213V197L211 198V196H212ZM219 194H220V191H219ZM27 195L24 194V193H22L20 195L21 196V198H20L21 202L22 201H26V199L29 197V196L27 197ZM257 196H259V195H257ZM143 198H145V200ZM146 198H147V200H146ZM210 198H211V200H210ZM255 198H257V197H255ZM149 199H153V200H149ZM197 199H200V198H197ZM225 199H224V201L226 202L225 204L228 205V206H230V203L227 204V201L229 199L227 198L228 199L227 201ZM20 200H18V201H20ZM174 200H177V199L175 198ZM186 201L188 203H190L187 200V198H186ZM209 201H207V202L209 203ZM130 202H132V203L134 202L132 204L133 206H130L131 204L128 205V203H130ZM215 203H218V202H215ZM21 204H19V205L21 206ZM23 204H22V206H23ZM147 204H149V206H151V208H153L154 206L156 208L158 207L159 210H156L155 209L156 211H158L157 212L158 217H157V214H156V218H158L160 220V222H158L151 213H148L147 212V210L145 208V206H147ZM210 204H208V205H210ZM223 204H224V202H223ZM126 205L130 206L132 209H130V211H128V212L127 211H124V212L121 211L122 208L123 209L126 208ZM220 205H222V203ZM212 211H214L213 208L210 210L209 213L210 214H213ZM32 212H33V216H31V213ZM243 212H244V210H243ZM195 213H196V211H195ZM215 214L213 216H215ZM151 215L155 219L154 222H156L155 224L158 225L157 227L154 226L153 220H152L153 218L151 219ZM32 217H33V219H32ZM214 218H217V217H214ZM26 222L27 223L29 222L31 224H28L29 226H26L25 225ZM157 222H158V224H157ZM128 225H127V227H128ZM133 228H136V229H134L135 230L134 232H133ZM90 231H92V230H90ZM94 231H92V233ZM230 231H232L233 233L230 232ZM180 232H179V234H180ZM2 233L0 232V240H2V241H3V238H5L4 235H7V234L10 235V233H8V232H7V234L6 233L5 234L3 233L4 235ZM84 233H86V232H84ZM94 233H96V232H94ZM97 233H98V231H97ZM86 235H87V233H86ZM88 235L90 236V234H88ZM174 235H172V236H174ZM75 238H77V237L75 236ZM81 238H83V237L81 236ZM94 238H96V237H94ZM83 239H85V238H83ZM139 239H137V240H139ZM225 239L227 241H225ZM94 240L96 241V239H94ZM15 241L13 242V245H15V246H13L14 247V250H12V253H11L12 255L14 254V257H15V255L22 254V253L25 252V251L20 250L19 247H17V241H16V243H15ZM46 241H45V243H46ZM149 241L152 242L151 239ZM168 241L165 240V242H167V244L169 243ZM19 243H21V242H19ZM25 243H24V245H25ZM28 243L26 244L27 246H29V245L30 246H33V245H31V243L28 245ZM86 243H88V242H86ZM172 243H174V240L172 241ZM172 243H170V244H172ZM78 244L80 245V243H78ZM131 244H130V246H131L130 247V250H128L127 253H126V251H124V256L125 257H127V258L128 257H132L134 259L135 258L137 259L142 254H145L144 251H146V250H145V248L143 246L138 247V248H141L142 249V251H139L137 249H134L133 248V244L132 245ZM167 244L166 243H163L164 248L166 249L165 252H167V253H170L171 252L172 253V251L174 249L171 248V247H168V246H171V245L169 244L167 246ZM177 244H178V242H177ZM203 244H205V246ZM11 245H12V242H11V244L9 246H11ZM44 245H46V244H44ZM47 245H46V247H47ZM82 245H83V243H82ZM82 245H80V246H82ZM114 245H115V243H114ZM153 245H154V246H152L153 248H149L150 250H148V252L146 251L147 254L145 256L147 258H146L145 264L146 263L147 264H160L166 258L165 257L166 254H165V256L162 254L163 257H164V258H162V255H160L161 252H158V248H157L158 247V241H156L155 243L153 242ZM201 245H203V246L201 247ZM5 246H6V244H5ZM23 246H20V247L22 248ZM34 246H36L35 243H34ZM80 246H79V248H77L78 246H75L76 249L73 246L74 253H75V257H73L74 258V260H73L74 263H76L77 259L80 260L81 256H82V260L84 262L88 263V264H90L91 262H93V264H103V263L105 264L106 263V262H103L105 258L101 254L102 253L101 250H98L97 249L98 251L94 252V251H89L86 248H83V246L82 247H80ZM118 246H119V244L116 245V247H118ZM120 246H121V244H120ZM16 247L19 250H17ZM39 247H41V246H39ZM8 248L9 249H12V247L10 248V247H8V245H7V247H3V248L1 247L0 248V254H1V257L3 259H5V258L7 259V255H8L7 253L11 252ZM67 248H69V247H67ZM67 248H65V250ZM113 248H112V250H113ZM122 248L123 247L121 246V249ZM22 249H24V248H22ZM122 250H124V248ZM69 251H71V250H69ZM119 251L120 250H118V249L116 250L117 254H119L118 253ZM71 252H73V251H71ZM57 253H58V251H57ZM76 253L77 254L79 253L80 255L79 254L77 255ZM120 253L122 255V252H120ZM125 253H126V255H125ZM34 254L35 253H33V255ZM36 254H38V253L36 252ZM24 255H25V253H24ZM30 255H32V254H30ZM35 255H34V257H35ZM57 255L59 256V253ZM121 255H118V256H121ZM19 256L20 255H18L17 258ZM48 256H50V255H48ZM65 256L68 257V255H65ZM1 257H0V261L2 260ZM12 257H11V260H12ZM62 258H63V256H62ZM6 259H5V261H6ZM13 259H15V258H13ZM82 260H80V261H82ZM23 261H25V260L23 259ZM29 261H31V260H29ZM67 262H69V261H67ZM26 263H27V261H26ZM7 264H9V263H7Z\"/></svg>",
	"mask_w": 264,
	"mask_h": 264
}]
</instances>
